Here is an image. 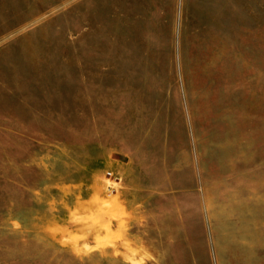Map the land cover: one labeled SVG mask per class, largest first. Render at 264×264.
Returning a JSON list of instances; mask_svg holds the SVG:
<instances>
[{
  "label": "rangeland",
  "instance_id": "1",
  "mask_svg": "<svg viewBox=\"0 0 264 264\" xmlns=\"http://www.w3.org/2000/svg\"><path fill=\"white\" fill-rule=\"evenodd\" d=\"M0 264H264V0H0Z\"/></svg>",
  "mask_w": 264,
  "mask_h": 264
}]
</instances>
